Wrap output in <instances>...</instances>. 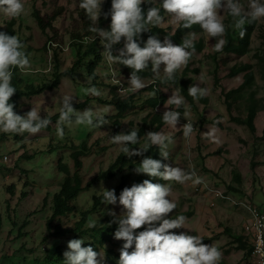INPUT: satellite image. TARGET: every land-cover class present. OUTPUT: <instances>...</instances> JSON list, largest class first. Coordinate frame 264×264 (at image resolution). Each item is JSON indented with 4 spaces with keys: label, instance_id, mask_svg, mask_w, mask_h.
Segmentation results:
<instances>
[{
    "label": "rangeland",
    "instance_id": "374dc122",
    "mask_svg": "<svg viewBox=\"0 0 264 264\" xmlns=\"http://www.w3.org/2000/svg\"><path fill=\"white\" fill-rule=\"evenodd\" d=\"M22 2L25 10L19 17L8 18L0 15V30L6 33L7 24L11 21L16 23V36L21 41L22 50L28 56L31 65L30 70L22 74L35 76L34 73H37L42 82L50 83L52 73L57 67L60 72L72 69L79 58L78 55L84 51L81 50L79 53L80 41L89 43L85 41V37L94 35L88 31L91 22L84 11L79 9V0H22ZM239 2L242 9L247 11L249 0ZM261 2L264 3V0ZM36 13L44 20L46 31L41 29L35 17ZM221 19L225 24L227 11L221 13ZM161 27L174 34L179 24L172 23L170 18L166 17ZM189 32L196 33L194 39L196 48L188 64L178 72L181 74L186 68L189 69L186 79H191L190 86L196 85L207 89L204 98L208 100V104L196 101V106L193 107L183 97L179 88L163 89L167 100L175 91L183 97L185 103L180 107L165 103L158 108L160 113L174 110L181 114L175 128L165 126L158 132L171 137L167 147L168 158L161 156L163 164L179 167L189 174L194 172L195 177L201 179V183H193V180L183 184L167 181L164 185L171 189L168 199L176 204V208L166 218L185 216L187 219L183 228L170 231L199 236L203 244L212 245L222 253L219 262L253 264L249 255L236 248L234 239L242 234L243 224L249 218L242 204L238 206L233 204V198L242 203L247 200L253 204L264 205V109L258 112L255 121L257 132L252 133L247 126L238 125L231 120L222 91L238 88L243 82V74L237 78L229 77L232 66L250 62L254 65L256 81L253 86L245 88L243 98L234 103L232 115L247 117L248 98L252 92L258 99H263L264 105V81L260 76L258 60L254 57L255 53L263 51L261 35L264 34V19L258 20L250 52L244 57L216 52L213 50L215 39L207 42L201 31ZM187 34L188 32L183 38ZM156 38L161 43L167 39L161 35ZM219 39L224 40V36ZM99 45L104 51L101 43ZM121 48L123 45L119 47ZM86 61L78 64L70 75L63 77L58 89L40 97L24 98L21 100L22 104L13 108V111L19 114L35 107L40 116L50 117L59 113L62 98L67 95L73 98L72 104L89 100L84 109L77 111L83 112L91 108L95 113L103 115L107 124L100 128L75 124L65 126L63 138L57 135V121L50 123V131L44 130L36 134L15 135L0 132V264H64V253L69 250L67 247L69 241L74 239H82L84 241L82 247L90 242L98 244L103 258L102 263L109 255L115 264H118L115 255L120 253L124 241L116 240L114 233H110L108 229L116 227L117 231L118 219L124 214L125 210L119 205V197L115 205L102 203L96 210L91 209L94 198L101 195L103 189L110 190L116 187L120 183L121 175L127 173L128 168L118 172L115 179L96 182L90 190L82 192L73 201L75 212L58 220L64 227L74 228L81 215L85 211H91L83 227L85 234L79 232L64 238H55L50 237L48 232V220L53 214V197L59 192L65 178L60 167L67 165L71 173L75 171L71 147H79L86 151L81 158L83 166L80 170L85 183L106 170L121 153L119 146L111 143L110 139L115 135L109 118L117 112L113 106L107 105L106 101L115 94L120 97L131 94L127 91L131 74L118 63L108 65L103 60L94 71L97 75V79H94L88 71ZM163 68L164 65H161L159 76L153 73L151 77L141 78L145 85H150L156 77H162ZM93 86L101 95H84L82 90ZM135 113L121 122L119 134L130 129L131 122L136 130L140 129L143 119L150 111ZM186 123L192 124L195 128L189 138L183 136V126ZM210 131H214V138L205 135ZM149 132L154 130L145 127L144 136L130 149L143 150L146 134ZM6 156L9 157V164H6L13 167H6L2 163ZM26 157L32 159L28 162ZM235 174L241 176L240 184L234 180ZM141 177L153 178L135 173L129 184H138ZM208 184L220 191L225 190V195L231 198L216 196ZM230 187L237 193L230 191ZM211 202L214 206H210ZM90 219L96 222L94 228L87 227ZM25 223L26 226L21 229ZM145 228L146 226L137 230V233ZM132 250L129 249V252Z\"/></svg>",
    "mask_w": 264,
    "mask_h": 264
},
{
    "label": "clouds",
    "instance_id": "9594fccd",
    "mask_svg": "<svg viewBox=\"0 0 264 264\" xmlns=\"http://www.w3.org/2000/svg\"><path fill=\"white\" fill-rule=\"evenodd\" d=\"M145 2L146 0H111L110 12L104 14L105 18L109 15L111 18L108 31L97 26L104 0H79L78 3L79 9L84 11L91 22L88 31L94 34L85 37V41H95L99 37L104 49L102 56L108 65L118 63L133 70L127 88L131 93L145 88V83L137 73L148 69L149 62L151 71L156 76L161 74L160 68L164 65L163 77L171 81L175 73L185 67L194 54L196 33L193 32H188L180 45H173L167 39L161 43L156 37L150 36L144 46H140L137 38L142 33L164 23L165 16L161 15V12L169 17L172 23L179 24L184 29L198 25L207 42L215 39L213 50L216 52L222 51L225 43L223 39H219L226 31L221 19L222 12L227 11L234 18V27L240 30L241 38L245 35L243 26L246 22L264 19V3L261 0H249L247 11L242 9L239 0H157L159 6L148 3L151 6L146 12L141 7ZM24 10L22 0H0V15L4 17L17 18ZM122 40L123 48L118 50L117 55H113V47ZM22 49L23 45L17 36L0 32V132L36 134L46 128L50 121L42 119L35 107L24 115L16 114L13 111L14 105L9 103L17 92L12 85L13 70L25 72L31 67L30 60ZM82 91L84 95H101L94 86L84 88ZM188 95L193 100H198L207 95V89L193 85L188 88ZM72 100L73 98L67 95L62 98L56 125L59 137L63 138L65 126L75 124L100 128L107 124L105 117L95 113L91 108L83 112L75 110ZM166 103L180 107L185 101L173 91ZM180 117V112L167 110L162 120L165 125L175 128ZM192 132L193 125L186 123L183 126V136L189 138ZM205 135L214 138V131ZM110 139L111 143L119 146V150L129 158L143 155L149 146L158 147L160 155L168 158L167 147L171 137L163 132L147 133L143 150H132L129 147L138 143V132L135 130L127 134H117ZM135 172L181 184L188 180H193L196 184L201 183V179L195 177L194 172L189 174L179 167H170L152 158H144L135 168ZM170 191L169 186L154 184L149 180L122 190L119 205L125 211L118 219L119 227L114 233L116 240L124 241L118 264H218L222 253L216 247L203 244L197 235L176 234L170 231L183 228L187 219L183 215L175 219L166 218L176 208V204L168 199ZM102 203L115 205L117 203L115 191L103 189ZM95 226L96 222L90 219L87 227ZM145 226V230L137 233V230ZM83 243L82 239L69 241L67 246L69 250L64 253V264H102L103 258L100 253L90 246L82 247ZM129 249L133 250L129 252Z\"/></svg>",
    "mask_w": 264,
    "mask_h": 264
},
{
    "label": "trees",
    "instance_id": "16d2710c",
    "mask_svg": "<svg viewBox=\"0 0 264 264\" xmlns=\"http://www.w3.org/2000/svg\"><path fill=\"white\" fill-rule=\"evenodd\" d=\"M148 3H151L155 6H159L157 3V0H146L144 4L141 5V7L147 11L149 5ZM111 9V0H105V3L102 5V14L100 16L98 27L101 29H105L106 31L110 30V23L111 18L110 15L105 18L106 13H109ZM161 15L167 17L163 12H161ZM36 19L41 27L42 30L46 31L47 26L42 19L41 15L39 13H36ZM226 25V31L224 34V45L222 49V53L226 55H232L236 57H244L250 52L251 48V42H252V36L254 32L257 29L258 21L252 22V23H245L243 26L245 30V35L243 38L240 37V30L236 29L234 27V18L231 17L227 13V20L225 22ZM16 23L11 21L7 24V30L6 34L8 35H15L16 36V30H15ZM235 28V29H234ZM189 31H201L200 27L198 25L193 26L191 29H184L181 25L176 29L174 34H172L170 31L164 29L163 27H152L149 31L142 33L138 38L137 42L140 44L141 47L144 46L147 39L150 36H165L168 40L171 41L172 44L180 45L183 40V36L189 32ZM0 32H2L0 30ZM5 33V32H4ZM262 39V46L263 51L257 52L254 54V57L258 60V64L260 67V76L261 79L264 81V34L261 35ZM79 44V53H81V50H84L80 55H78V60L74 63L72 69L68 71L60 72L59 67L55 70L54 73H52V80L50 83L42 82L38 76L39 74L34 73L35 76L32 75H24L22 74L19 69L13 70V78H12V85L16 88L17 92L11 97L9 103L14 105V108H16L19 104H22L21 100L24 98H35L43 96L49 92H52L55 89H58L61 85V80L63 77L70 75L73 71H75L78 64H81L83 61H86V65L88 68V71L90 75L97 79V75H95V69L98 67V65L104 60L102 53L103 50L101 49L99 43L100 38H96L95 41H91L89 43H84V41H80ZM85 44V45H84ZM124 44L123 40L120 44H117L113 47V55L118 54V49ZM194 48L195 45H194ZM191 51V49H190ZM125 71L132 74V69L125 67L121 64H119ZM254 65L250 62L247 63H239L234 66H232L231 71L229 73L230 78H237L239 75L243 74V82L238 88L231 89L229 91H222V94L225 98V103L227 106V110L230 113L231 120L238 124V125H245L249 128V130L252 133L257 132V128L255 125V121L258 115V112L260 110L264 109V105H262L263 99H258L255 95V93H251L248 100V113L246 118L242 117H235L232 115L233 105L234 103H237L243 98V91L245 88H249L254 85L256 79L255 74L253 71ZM189 69L186 68L181 74L177 71L175 73L174 79L169 81L166 80L163 76L162 77H156L154 80L150 83V85L145 86V88L139 90L136 93H131L130 95L126 97H120L119 95L115 94L112 96V98L109 101H106L107 105L113 106L116 110V114L109 118L112 121V126L114 128V135H117L120 133V127L121 122L125 120L127 117L132 115L135 112H145L147 110L150 111V113L143 119V123L140 129L136 130L133 127V123L131 122V128L126 130L124 134H127L130 131H137L138 132V141L139 139L144 136L145 133V127L152 128L154 132L160 131L162 128H164L165 125L162 117L164 113L158 112V108H160L162 105H164L167 101V96L163 92V89L172 87V88H179L183 97L189 101L190 105L195 107L196 101H200L201 103L207 105L208 100L204 97H201L198 100H193L191 96L188 95V88L191 84V79H186L187 73ZM26 73V72H24ZM141 78H145L147 76H153V72L151 71V63L149 62V68L137 73ZM218 75L217 70L215 73V82L217 84ZM116 89V88H115ZM154 93V95H153ZM89 100H85L79 104H72L75 110H82L84 109ZM138 102V103H137ZM22 112V111H20ZM28 111L19 113V114H26ZM41 118H46L51 122H56L59 119V113L53 115V116H41ZM49 125L41 129V131L47 130L50 131L51 126ZM193 131H195V128H193ZM15 134V133H13ZM24 134H27L25 132ZM30 134V133H29ZM17 135V134H15ZM18 137V136H16ZM19 138V137H18ZM134 145H129L130 148H132ZM72 154L71 158L73 159L75 171L74 173H71V171L67 168V165H61V170L65 175V178L61 184L60 190L58 193H56L53 197V214L48 220V232L50 237L55 238H64L69 234H76V233H84V226L88 221V217L91 214V211L96 210L103 201V193L96 196L94 198V204L91 209V211H85L79 221L75 224L74 228H67L64 227L61 223L58 222L60 218L69 216L75 212V206L73 205V201L77 199V197L85 191L90 190L92 186L96 182H107L111 181L116 178L118 172L124 171L125 168H128L127 173H123L120 177V183L110 189L114 190L117 198L119 197L120 193L124 188H130L133 185L129 184L130 178L136 173L135 168L142 162L144 158H152L161 161V155H160V149L156 146H149L148 150L143 153L141 156H133L129 158L126 156L125 153L121 152L120 155L116 158V160L104 171L90 179L87 183L84 182L83 176L80 173V170L82 169L83 163L81 158L84 156L86 151H84L82 148L79 147H71ZM27 159V157H26ZM30 159L28 158L27 161L29 162ZM5 162V161H4ZM2 162L6 167H13L6 164L7 162ZM163 171V168L161 169ZM144 180H149L154 184H166L167 181L162 180L159 177H153V178H146L141 177L138 184H141ZM234 180L238 182V184L241 183L242 178L239 174L234 175ZM208 186L211 188H216L215 186H211L208 184ZM13 190V187H11ZM8 188V190H11ZM218 189V188H216ZM220 190V189H219ZM230 191L236 192L237 191L233 188H229ZM11 193V192H10ZM225 195V190L222 192ZM227 195V194H226ZM25 196L27 194L25 193ZM27 223H25L22 227L24 228ZM110 233L116 232V227H113L111 229H108ZM236 243V248L238 250L244 251L246 255H249L251 257V244L249 242V237L247 235H244L243 231L242 234L237 236L234 239ZM92 247L95 251L100 253V248L98 247V244L90 242L83 245V247ZM108 255V254H107ZM120 253H116L115 258L119 261ZM102 264H115V261L113 258H111L109 255L105 258L104 262ZM218 264H224L223 262H219Z\"/></svg>",
    "mask_w": 264,
    "mask_h": 264
},
{
    "label": "built area",
    "instance_id": "2783aa9c",
    "mask_svg": "<svg viewBox=\"0 0 264 264\" xmlns=\"http://www.w3.org/2000/svg\"><path fill=\"white\" fill-rule=\"evenodd\" d=\"M5 161H9V157L6 156ZM209 187V186H208ZM216 196H220V198H231L228 195H224L222 192L216 188H210ZM233 204L238 206L242 204L243 208L248 213V218L244 224L242 231L244 235L249 237V242L251 244V259L253 264H264V205L261 204H253L247 200L245 203L239 202L238 199L233 198ZM210 206H214V203L211 202ZM259 226V228H258Z\"/></svg>",
    "mask_w": 264,
    "mask_h": 264
}]
</instances>
